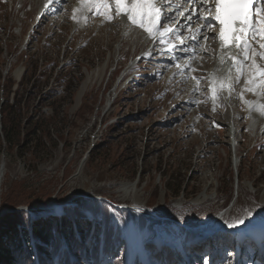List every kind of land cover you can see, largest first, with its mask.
Returning a JSON list of instances; mask_svg holds the SVG:
<instances>
[{
	"label": "rangeland",
	"instance_id": "obj_1",
	"mask_svg": "<svg viewBox=\"0 0 264 264\" xmlns=\"http://www.w3.org/2000/svg\"><path fill=\"white\" fill-rule=\"evenodd\" d=\"M70 1H64L60 15L52 11L39 18L38 0H0V98L7 94H2V87L7 91L13 80L8 96L15 105L5 109L3 104L0 121L12 115V132L16 133L19 121V131L27 133L33 122L24 124L25 119L51 114L54 108L58 111L48 124L49 136L36 149L37 156L28 149L31 142L24 144L21 137L15 142L5 139L0 122V200L10 182L21 179L28 188L45 184L51 193L46 203L17 207L35 210L34 216L59 212L62 204L85 197L106 199L110 222L121 229L126 243L97 262L82 257L81 264H120L116 256L122 264H136V252L143 251L147 234L158 244L159 253L151 252L154 258L159 256L157 264H173L175 259L170 261L165 253L167 243L179 248L183 239L191 246V264H264L263 251H259L260 260L256 250L251 251L253 246L240 248L234 243L235 237L241 236L234 235L236 229L244 231L239 226L245 230L254 226L256 233L261 230L256 225L264 226V203L260 202L264 131L260 134L262 127L255 132L247 127L243 105L223 103L213 110L204 89L205 65H210L213 57L206 56L199 67L194 65L200 70L198 83L203 92L196 108L190 103L189 81L185 83L178 75L167 81L169 68L157 60L162 67L154 68V60H143L139 71L118 82L141 54V42L134 46V36L124 37L121 16L115 15L114 23H108L89 13V19L78 24L79 19L69 14ZM114 68L117 71L113 72ZM32 80L35 88L30 87ZM84 82L85 91L78 96ZM49 85L53 93L41 100ZM28 92L29 106L18 111L17 98L22 105ZM232 116H238L235 127ZM232 128L236 129L234 138L230 136ZM64 166L70 168L66 175ZM135 194L140 204H133ZM201 194L207 198L195 201ZM151 199L153 206H149ZM166 202L173 206L167 217L160 214ZM191 206L201 209L199 216L190 224L181 223L179 211ZM214 208V215L208 217ZM6 211L0 209V215ZM85 212L88 219L93 218L89 210ZM129 213L132 218L143 216L146 223L132 226L129 218H123ZM220 232L231 233L232 247L224 246L215 254L223 245H218ZM160 237L173 241L159 243L163 241ZM1 239L2 245L10 246V240L19 238L11 233ZM192 243L196 244L192 247ZM2 252L0 246L1 257ZM75 262L80 264L77 259Z\"/></svg>",
	"mask_w": 264,
	"mask_h": 264
},
{
	"label": "trees",
	"instance_id": "obj_2",
	"mask_svg": "<svg viewBox=\"0 0 264 264\" xmlns=\"http://www.w3.org/2000/svg\"><path fill=\"white\" fill-rule=\"evenodd\" d=\"M3 79L6 81L5 77ZM12 81H9L7 91L3 87L1 89L2 94H6V92L7 94L6 97L1 96L2 103L0 104V109L3 108L4 103L5 109H11L15 106L13 102H9L8 96ZM32 86L33 88L37 86L33 80L30 87ZM51 93H53V89L52 85H49V88L45 89L40 95L41 100ZM29 102V92L26 94L24 101H22V105L17 98L16 106L18 111L25 104L28 107ZM36 115L35 119H33V116H30L23 121L24 124L27 120L33 122L27 133L24 130L19 131V121L16 122V133L12 132L14 124L12 115H6L4 121L2 119L0 122L1 129L3 130L1 134H3L5 139L9 142H15L21 137L20 140L24 144L31 142L33 146L28 147V149L37 156L36 149L39 144H44L43 139L49 136L50 130L48 124L58 116V111L54 108L51 114L38 113ZM37 132H39L38 138H35L34 135ZM16 144L18 145V143ZM69 169L64 166L63 173L66 175ZM169 186L171 187V184ZM50 194L45 184L36 189L35 187L28 188L24 184V179L12 180L10 182L8 191L4 192L0 200V209H15L8 210L0 215V246H2V254H4L1 257L0 253V264H76L73 257L78 259L81 264L82 257L95 261L101 253L112 250L116 253L119 246L122 249L125 245L121 229L117 228V226L114 227L110 222V205L104 200L85 197L83 200L65 203L61 207V214L58 216L55 212L41 213L39 216H34L33 212L35 210L17 208L19 205L46 203L50 198ZM155 195L156 191L153 196L155 197ZM153 196L152 199H154ZM151 200H149V206H153L154 204L153 200ZM86 209L92 213V219L87 218ZM172 209L171 202L164 203L161 207V216L167 217V214ZM40 210L36 209V211ZM200 210V208L193 206L188 210L181 209L179 212L183 214L181 218L183 224L192 223L193 219L199 216ZM215 210V208L211 209L210 213L212 214ZM98 214L100 215L98 216ZM120 217L122 219V216ZM135 220L140 226L146 223L143 216H139ZM11 233L18 235L19 239L14 242L10 240V246L2 245L1 237L3 234L7 235ZM223 237L220 243L224 246L231 245L230 237L226 235ZM116 257L119 258L117 263L122 264V259L118 256Z\"/></svg>",
	"mask_w": 264,
	"mask_h": 264
},
{
	"label": "snow or ice",
	"instance_id": "obj_3",
	"mask_svg": "<svg viewBox=\"0 0 264 264\" xmlns=\"http://www.w3.org/2000/svg\"><path fill=\"white\" fill-rule=\"evenodd\" d=\"M53 0H48L51 4ZM83 3L93 6V14L103 15L105 19L111 21L114 19L111 14V7L114 4L116 9V15H126L128 21L133 26H138L148 33L150 37H153L157 42L163 43L166 38L173 36L179 37L182 35L181 28L190 27L192 15H185L184 11H179L177 8V14L184 16L188 21L186 25H180L170 27L169 24L176 17L170 13L164 11L165 7L171 8L173 0H82ZM180 7L184 4H196L199 3L208 8V14H202L197 12V17L204 21V24L197 27L196 32L199 33L201 28H212L214 25H218V39L221 42V48L230 54L232 66L236 70V77L229 76L220 77L217 81L213 78V82L210 85L213 93V100H215L218 93L217 84L219 89L228 88L231 92L234 90V83H239L240 79L244 75L246 62L251 59V66L248 69L250 76L246 80V84L255 86L258 76L264 86V67L257 66L255 57L259 55L264 58V51L257 52L249 43L250 38L259 36L264 41V7L258 5L264 3V0H177ZM214 6V12L212 7ZM75 11V10H74ZM76 18L75 16L73 17ZM207 39V36L204 37ZM186 39L193 40L199 43L196 35L187 37ZM186 40L179 41V45L169 44L168 51H173L179 48L180 51L188 52L189 49L182 45H185ZM241 49V57L232 54V49L236 46ZM260 48L264 50V43L260 44ZM251 50V56L249 55ZM194 51V50H193ZM151 53H145L150 55ZM231 69H229V72ZM253 91L254 87L247 89ZM241 98L242 95H241ZM250 103L251 102H247ZM258 109L264 114V105H256ZM215 110V106L214 109ZM238 223H243L239 220Z\"/></svg>",
	"mask_w": 264,
	"mask_h": 264
},
{
	"label": "bare ground",
	"instance_id": "obj_4",
	"mask_svg": "<svg viewBox=\"0 0 264 264\" xmlns=\"http://www.w3.org/2000/svg\"><path fill=\"white\" fill-rule=\"evenodd\" d=\"M64 1H67V0H57L58 5H57V8L53 11V13L56 12V13H58V15H60L62 13ZM73 1H74L73 2L74 5H73V8L71 7L72 11L69 10V14L72 13V16L76 17L75 19H79V22L77 21L78 24L81 23V20H83V23H84V20L86 21L89 19V13L93 14V10H92L93 6L90 4L83 3L82 0H73ZM54 2H55V0H53V2L51 4H53ZM210 3H211V0H210ZM51 4H48V6ZM198 11H200L202 14H208V8L206 6L201 5L199 3L191 4L190 10L188 11V14L192 15L190 27H184V28L187 30H191V32H189L188 37L196 35L198 40H199V43H196L193 40L188 39V45L186 47L189 49V51L183 55L184 58L180 63L182 66H184V68L177 70L178 74H180V75H182L183 72H185V74L188 75V77H186V78L183 75L180 76V80L189 81L188 86H189V88L192 87L189 90V97H191L190 103H191V105H194V107L198 105L197 99H200V96L198 97V95L203 94V92L201 91V87L198 83L200 80L199 79L200 70H199V68H196V67H199V65L202 64V60L206 61V56H209L210 58L213 57V63L211 64V67L208 69L209 74L207 73V77L211 81H208L207 86H206L208 93L212 97H213V93L211 91L210 85L213 82V78H215L218 81L220 77H225V76L230 75L234 81L235 77L237 75L235 68L232 66V61L230 59V56L227 57L228 56L227 55L226 58L224 59L222 57V55H220V54L216 55V53H215L216 52L215 49H217V46L219 43L217 41V39H218V35H217L218 25H214L210 29L201 28L199 33L196 32V29H192L193 23H198V25H200V23L204 24V21L197 17ZM111 14L113 15V17L115 19L116 9H115L114 4L111 7ZM93 15H96V14H93ZM97 16L98 17L100 16V19L103 18V20L105 22H108V23H110V22L114 23L113 21L116 20V19L115 20L112 19L111 21H109V20L105 19V17L103 15H97ZM117 16L122 17V20H123L122 22L124 23V26H125L124 32H123L124 37H125V35L134 36V38H132V41H133L132 44L134 46H136L139 42H141L140 46L142 47V49L149 51L148 50L149 49L148 43L150 40L143 41V39H145L147 36H148V38L150 37L148 35V33L145 32L143 29H141L138 26H133L128 21L126 15H117ZM74 21H76V20H74ZM178 23L180 25H186V24H188V21L185 18L181 17L179 19ZM109 26H110V24H109ZM183 32H184V30H183ZM205 36H207V39L204 38ZM140 37L143 39H140ZM150 38H152V37H150ZM134 41H135V44H134ZM175 41H178V39H176ZM154 42L158 43V44L160 43V42H157L156 39ZM249 43L252 45V48H254L257 52L264 51L260 48V44L264 43V41H262L259 36L250 38ZM212 46L214 47L213 50H212ZM164 53H166L168 55V53L166 51H164ZM232 54L237 55L238 58H242L240 55L241 49L238 45L235 48H233ZM249 55L251 56V50H249ZM220 56H221V60L218 61L217 58ZM255 59H256L257 66L264 67V58L257 55L255 57ZM215 60H216V63H215ZM157 61H158V63L160 62L162 64V66L165 67V69H167V68L170 69L172 67L173 61H170V59L158 57ZM195 64H197V65H195ZM194 65L196 67H194ZM250 66H251V59L246 62L244 75L240 79L239 83H234V90H232L231 92L229 91L228 88L219 89V86L217 84L218 93H217L216 98L214 100V105L218 106L219 102H220V105H222L223 102H221V101H224L231 106H233V103H234V106H236V105L242 106L243 105L246 109L245 114H246L247 119H248L247 120V127L250 130H252L253 132H255V129H257L258 127H262V129L260 131V134H261V132L264 131V114L261 113V111L258 109V107H256V105H264V86H262V82L260 81L258 76L254 77L256 79L255 86H253L251 84H246V80L250 76V73L248 71ZM229 69H231L230 72H229ZM15 75H16V77H18L19 70H17L15 72ZM189 77H192V79ZM190 83H191V85H190ZM85 86L86 85L84 82L82 84L81 89L77 92L78 96L83 94V92L85 91ZM250 87H254V90L248 91L247 89ZM241 95L243 98H241ZM195 96H196V99H195ZM236 97H238L240 100L235 101ZM246 101L251 102V104L246 103ZM231 109H233V108H231ZM237 118H238V116H232V118H231V121H232V124L234 127H235ZM235 135H236V129L232 128V130L230 132V136L232 138H234ZM1 167H2V164H0V178L3 175V167L2 168ZM125 188H128V186ZM125 188L123 186V189H125ZM206 198H207V196H204V194L203 195L201 194L200 196H198L195 199V201L200 202ZM139 201H140V199H139L138 195L135 194V196L133 198V204H140ZM260 202L264 203V188L262 189L261 194H260Z\"/></svg>",
	"mask_w": 264,
	"mask_h": 264
},
{
	"label": "water",
	"instance_id": "obj_5",
	"mask_svg": "<svg viewBox=\"0 0 264 264\" xmlns=\"http://www.w3.org/2000/svg\"><path fill=\"white\" fill-rule=\"evenodd\" d=\"M38 206H34V208H37ZM12 209H15V208H6L4 210H12Z\"/></svg>",
	"mask_w": 264,
	"mask_h": 264
}]
</instances>
